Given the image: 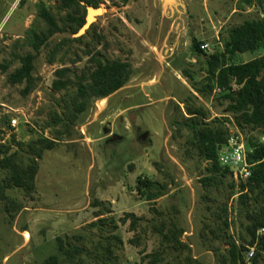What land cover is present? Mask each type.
Listing matches in <instances>:
<instances>
[{"label": "rangeland", "instance_id": "374dc122", "mask_svg": "<svg viewBox=\"0 0 264 264\" xmlns=\"http://www.w3.org/2000/svg\"><path fill=\"white\" fill-rule=\"evenodd\" d=\"M81 1L80 12L87 14L93 6ZM41 3L63 30L41 49L35 60V88L25 96L26 84L13 85L8 78L21 66L19 55L34 53L26 40L28 31L47 29L39 17ZM61 6V0H0V131L5 133L0 145H12L15 151L17 143L56 137L58 128L48 125L54 113L62 112L58 101L63 94L52 89L57 69L71 67L81 73L100 53L105 61L129 62L132 75L106 99L93 100L73 127L74 140L58 142L44 153L31 198L17 189L7 192V200L0 198V264H44L58 254L61 237L86 249L74 264H150L156 252L163 256L158 264H231L230 246L222 241L224 220L236 244L255 246L260 250L258 264H264V249L257 245L264 235L251 245L247 229L249 215L264 217V198L247 208L236 187L227 216L220 219L232 177L220 189L205 188L200 179L207 174V163L187 144L188 132L172 126L177 106L184 110L182 102L192 91V80L184 72L194 81L204 79L207 55L223 52L228 30L258 18L261 10L245 0H180L174 10L164 9L160 0H100L103 13L94 29L77 40L81 29L75 33L77 24L70 26L66 20L72 10ZM194 41L209 43L211 50L202 48L206 56L198 54ZM53 53L55 63L50 64ZM263 54H238L233 62ZM4 64L10 67L4 70ZM201 100L211 119L222 117L224 106ZM9 108L25 114L15 130L5 116ZM225 124L229 133H241L249 151L248 138L264 141L259 132L244 133L231 116ZM143 179L169 183L168 195L148 202L137 190ZM100 213L105 214L96 218ZM127 214L142 219L135 230L131 218L122 222ZM98 219H104L101 226H90ZM163 222L184 230L183 245L162 249L153 228ZM113 235L118 239H111ZM108 241L111 260L103 256ZM60 259L69 264L64 256Z\"/></svg>", "mask_w": 264, "mask_h": 264}, {"label": "trees", "instance_id": "16d2710c", "mask_svg": "<svg viewBox=\"0 0 264 264\" xmlns=\"http://www.w3.org/2000/svg\"><path fill=\"white\" fill-rule=\"evenodd\" d=\"M88 5L98 8L100 0H83ZM81 0H61V8L71 9L66 16L70 26L77 24L75 33L86 23L87 14H81ZM254 8L261 10V14L256 19H247L238 26L228 30L227 38L224 39V51H219L206 57L205 78L201 81H194L193 75L185 71L186 77L192 80V91L182 102L185 104L184 110L178 107L179 115L174 117L172 126L177 132L187 131V144L196 150L199 159L207 163V174L200 179L205 188L216 187L220 189L230 176L228 168L223 167L218 160V148L227 143L229 132L226 128L225 120L231 116L236 125L244 132L251 134L259 132L264 137V54L253 58L250 61L235 63L233 62L238 54H255L264 51V0H245ZM39 17L47 24L45 31L39 32L32 28L28 31L27 41L33 47L34 53L19 55L17 58L21 66L17 67L10 74L8 82L16 84H26L23 90L25 96L29 95L35 88L36 79L34 77L35 60L41 49L48 45L49 40L56 33L63 29L59 26L56 17L44 4L37 5ZM94 29V25L87 30V33ZM77 38V40H81ZM194 50L203 54L201 42L194 41ZM98 53L90 59L81 73L71 67H62L55 71L56 79L52 83L54 93H62L59 105L62 106L61 113H54L52 121L48 127L58 128L56 137L49 139L41 137L36 141L25 144L17 143L16 150L12 145H0V198L7 200L9 190L17 189L22 191L25 196L32 197L36 189V176L39 171V161L43 158L47 150H52L61 141H72L74 126L80 121L81 116L90 108L93 100L106 99L124 87L131 78L132 66L125 61H108L99 57ZM87 56H89L87 54ZM206 56V55H205ZM50 64L55 63V53L51 55ZM9 64H4L2 68L7 70ZM220 88V93H214L215 88ZM215 101L224 109L220 113L221 118L211 119V111L205 107L202 100ZM199 103V104H197ZM5 136L4 131H0V139ZM67 138V139H65ZM247 145L251 148L248 154V161L253 165L252 175L246 185L238 187L240 203L250 208V203H258L264 198V141L259 137L256 139L248 138ZM162 171V169H159ZM139 194L148 202H156L169 193V183L143 179L139 181L137 187ZM234 182L228 184V195L226 203L221 207L219 218L227 216V202L236 194ZM15 203H13V207ZM223 213V214H222ZM100 213L96 218L104 215ZM132 219V230H135L141 218L134 214H127L122 222ZM251 224L247 227L251 237L250 244L254 245L257 239V231L264 228V217L249 215ZM104 219H98L91 223L92 227H99ZM225 236L223 243L230 246L231 264H242V250L228 233L229 223L223 221ZM154 232L160 236V246L162 249L167 247H177L183 245L181 237L184 230L175 225L161 223L155 225ZM80 241L82 236H74ZM111 239H118L114 236ZM109 240V238H107ZM77 241V242H78ZM259 249H264V236L258 242ZM111 242L103 246L104 259L108 257L111 250ZM85 247H80L67 238L58 239V254L50 256L44 264H63L60 257L64 256V262L74 264L78 256L85 253ZM260 250L256 252L253 264H258ZM150 264H158L163 261L161 252L151 255Z\"/></svg>", "mask_w": 264, "mask_h": 264}, {"label": "built area", "instance_id": "2783aa9c", "mask_svg": "<svg viewBox=\"0 0 264 264\" xmlns=\"http://www.w3.org/2000/svg\"><path fill=\"white\" fill-rule=\"evenodd\" d=\"M219 41V38H217ZM202 48L204 50H211L210 44L205 43ZM220 88H215L214 93H220ZM20 114L25 116L23 111L9 108L6 111L5 116L10 118L9 126L12 130H15L20 124ZM4 142V141H3ZM0 142V143H3ZM249 149L243 139V136L239 132H231L227 143L220 145L218 148V160L219 163L229 169L230 176L232 177L236 187L238 188L241 184L246 185L249 178L252 175L253 165L248 161ZM242 193L237 194L239 196ZM264 235V228L258 229L256 235ZM256 254L255 246H246L242 250L243 262L242 264H253V259Z\"/></svg>", "mask_w": 264, "mask_h": 264}, {"label": "water", "instance_id": "95a60500", "mask_svg": "<svg viewBox=\"0 0 264 264\" xmlns=\"http://www.w3.org/2000/svg\"><path fill=\"white\" fill-rule=\"evenodd\" d=\"M164 9L174 10L177 8V5L180 0H160ZM101 15L100 8L88 7L87 9V16H86V23L82 27L79 32V36H82L86 33L88 29L96 22L97 17Z\"/></svg>", "mask_w": 264, "mask_h": 264}, {"label": "bare ground", "instance_id": "6f19581e", "mask_svg": "<svg viewBox=\"0 0 264 264\" xmlns=\"http://www.w3.org/2000/svg\"><path fill=\"white\" fill-rule=\"evenodd\" d=\"M101 13H103V9H101ZM27 238V237H26Z\"/></svg>", "mask_w": 264, "mask_h": 264}]
</instances>
